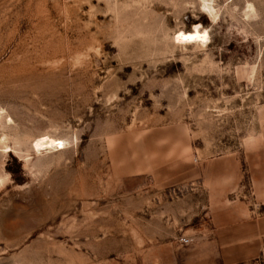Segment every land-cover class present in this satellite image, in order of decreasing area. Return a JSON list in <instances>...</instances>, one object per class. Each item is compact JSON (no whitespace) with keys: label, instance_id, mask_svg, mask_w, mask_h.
<instances>
[{"label":"rangeland","instance_id":"374dc122","mask_svg":"<svg viewBox=\"0 0 264 264\" xmlns=\"http://www.w3.org/2000/svg\"><path fill=\"white\" fill-rule=\"evenodd\" d=\"M0 264H264V0H0Z\"/></svg>","mask_w":264,"mask_h":264},{"label":"bare ground","instance_id":"6f19581e","mask_svg":"<svg viewBox=\"0 0 264 264\" xmlns=\"http://www.w3.org/2000/svg\"><path fill=\"white\" fill-rule=\"evenodd\" d=\"M251 10V9H250ZM247 11V10H246ZM214 19V16H211ZM193 35H203L206 38L203 41L194 40L197 47H204L207 44V32L205 30H196ZM33 143V151L37 154V152L42 151V149H50L52 150L55 147V140L50 138L48 135L37 136L32 140ZM48 151V150H47Z\"/></svg>","mask_w":264,"mask_h":264},{"label":"clouds","instance_id":"9594fccd","mask_svg":"<svg viewBox=\"0 0 264 264\" xmlns=\"http://www.w3.org/2000/svg\"><path fill=\"white\" fill-rule=\"evenodd\" d=\"M206 37L203 35H178L176 37V40L179 41H193V40H198V41H203Z\"/></svg>","mask_w":264,"mask_h":264},{"label":"built area","instance_id":"2783aa9c","mask_svg":"<svg viewBox=\"0 0 264 264\" xmlns=\"http://www.w3.org/2000/svg\"><path fill=\"white\" fill-rule=\"evenodd\" d=\"M188 241H189V240H188L187 238H182L180 242H181L182 244H187Z\"/></svg>","mask_w":264,"mask_h":264}]
</instances>
